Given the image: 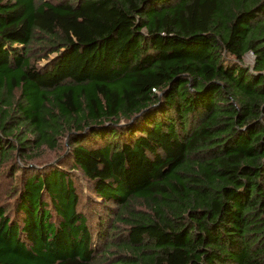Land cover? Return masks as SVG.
<instances>
[{
	"label": "trees",
	"instance_id": "16d2710c",
	"mask_svg": "<svg viewBox=\"0 0 264 264\" xmlns=\"http://www.w3.org/2000/svg\"><path fill=\"white\" fill-rule=\"evenodd\" d=\"M0 264H264V0H0Z\"/></svg>",
	"mask_w": 264,
	"mask_h": 264
},
{
	"label": "rangeland",
	"instance_id": "374dc122",
	"mask_svg": "<svg viewBox=\"0 0 264 264\" xmlns=\"http://www.w3.org/2000/svg\"><path fill=\"white\" fill-rule=\"evenodd\" d=\"M50 57H53V55H50ZM43 62H41V64H42ZM252 63H253V57H252V55L250 54V53H246L244 56H243V58H242V62H241V65H243V66H247V67H251L252 66ZM67 153V147H66V149H65V151H64V154H66ZM64 154H63V156H64ZM62 157V156H61ZM61 157H58V158H54V159H52V161L50 162V164H55L56 162H57V159H60ZM78 182H79V184H80V187H81V189L83 190V192H85L86 193V191H85V183H83V181L82 180H79L78 179ZM86 196H88L87 194H86Z\"/></svg>",
	"mask_w": 264,
	"mask_h": 264
}]
</instances>
